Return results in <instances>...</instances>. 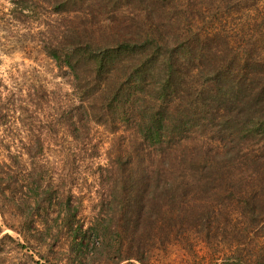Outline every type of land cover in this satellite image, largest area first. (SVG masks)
<instances>
[{"label": "rangeland", "instance_id": "obj_1", "mask_svg": "<svg viewBox=\"0 0 264 264\" xmlns=\"http://www.w3.org/2000/svg\"><path fill=\"white\" fill-rule=\"evenodd\" d=\"M61 3L0 0V186L17 181L28 186L21 194L14 192L18 210L0 196V238H5L0 264L62 262L64 255L57 253L61 251L58 248L54 255L47 245L33 241L32 249L21 248L27 243L16 232L20 224L28 222L43 234L46 226L55 228L52 222L59 202L69 197L78 207L79 220L88 225L99 219L104 226L108 256L125 258L124 251H116L121 246L113 226L122 223L127 202L122 181L140 176L149 185L144 194L149 212L142 218L140 238L148 264H220L223 253L237 243L250 248L251 242L260 238L264 244V232L258 234L253 229L255 213L264 219L261 198L256 197L260 207L253 208V196L264 197V171L253 167L247 158L263 147L248 140L225 139L227 135L218 124L221 113L213 119L202 113L205 126L196 127L193 122L182 139L180 136L182 145L170 151L165 145L156 149L140 144L130 122L113 123L106 117L105 123H99V103L87 113L97 122L84 112L71 111L81 94L73 90L69 70L58 66L45 47L63 45L65 31L75 28L80 35H90L93 30V38L107 44L117 34L135 39L140 28L145 32L140 0H70L67 11L56 9ZM162 4L161 20H176L185 30L181 7L185 3L163 0ZM122 19L126 30L120 26ZM105 25L108 28H103ZM190 82L196 86L195 78ZM182 98L179 95L178 102ZM184 106L180 102L177 109ZM70 120L76 122L73 133ZM37 140L42 141L41 149L35 148ZM117 161L120 163L115 165ZM9 194L7 191V198ZM50 197L53 208L47 219ZM159 208L169 212L163 215ZM157 222L161 229L151 230ZM98 256L91 257L89 252L87 262L98 264Z\"/></svg>", "mask_w": 264, "mask_h": 264}, {"label": "trees", "instance_id": "obj_2", "mask_svg": "<svg viewBox=\"0 0 264 264\" xmlns=\"http://www.w3.org/2000/svg\"><path fill=\"white\" fill-rule=\"evenodd\" d=\"M179 1L185 3L181 6L185 10L182 14L186 17L185 30L180 29L181 23H175L176 20L169 19L165 23L161 20L163 0H140L143 13L140 19H143L145 32L140 28L135 39L127 38L125 33L117 34V38L113 36V42L107 44L93 38V30H89L90 35H80L75 28L65 31L63 45L45 47L58 66L69 70L73 90L81 94L79 104L71 111L87 114L99 103V123H105L106 117L113 123L130 122L140 144L156 149L165 145L170 151L182 145L180 136L182 139L193 122L197 123L196 127L205 126L204 121H207L202 113L212 119L221 113L218 124L227 135L225 139L239 143L248 140L263 147L257 155L247 158L253 167L264 171V154L260 156L264 151V0ZM69 3L70 0H62L56 9L67 11ZM122 20L120 26L126 30L125 20ZM194 78L196 86L190 82ZM179 95L184 98L178 102ZM180 102L185 106L179 111ZM87 116L97 122L93 116ZM179 116H184L183 120H178ZM70 121L73 133L77 129L76 122ZM216 131L219 137V130ZM215 142L219 143V138ZM35 148L41 149L42 141L37 140ZM130 163H126V169ZM126 179L122 181L127 200L120 219L122 223L113 226L121 246L116 251H124L125 258L119 254L108 256L109 238L102 229L104 226L99 219L88 225L79 220L78 207L70 197L63 202L60 200L59 212L52 222L55 228L46 226L47 233L28 225L29 222L20 224L16 233L29 245L21 244V248L32 249L33 241L47 245L52 255L60 249L57 253L64 255L62 262L50 261L49 264H89V252L91 257L99 255L98 264H148V254L140 238L144 229L142 218L149 212L144 200L149 185L141 176ZM24 188H28L24 182L7 183L4 188L0 186V196L15 204L18 210L15 193L21 194ZM256 197L264 202L263 196L254 195V211L260 207ZM47 201L48 219L53 200L50 197ZM159 212L165 215L169 211L159 208ZM254 216L253 229L261 234L264 219L256 213ZM160 229L161 224L157 222L154 228L152 223L151 230ZM3 238H0V249ZM48 241L51 244H46ZM249 247L244 243L235 244L233 250L223 253L220 264H264L261 239L252 241ZM35 253L44 259L42 254Z\"/></svg>", "mask_w": 264, "mask_h": 264}]
</instances>
